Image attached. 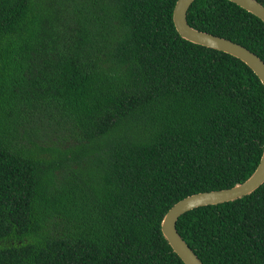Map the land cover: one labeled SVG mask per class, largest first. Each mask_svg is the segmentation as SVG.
<instances>
[{
  "label": "trees",
  "instance_id": "16d2710c",
  "mask_svg": "<svg viewBox=\"0 0 264 264\" xmlns=\"http://www.w3.org/2000/svg\"><path fill=\"white\" fill-rule=\"evenodd\" d=\"M177 1L0 0V264H185L167 212L256 170L264 86L184 40ZM187 21L264 61L237 4L195 0ZM177 230L203 264H264V184Z\"/></svg>",
  "mask_w": 264,
  "mask_h": 264
},
{
  "label": "water",
  "instance_id": "95a60500",
  "mask_svg": "<svg viewBox=\"0 0 264 264\" xmlns=\"http://www.w3.org/2000/svg\"><path fill=\"white\" fill-rule=\"evenodd\" d=\"M195 0H178L173 20L179 35L186 41L229 54L245 63L260 79L264 86V61L241 44L191 27L187 14ZM264 22V6L258 0H228ZM264 184V149L260 162L253 174L244 182L232 188L200 192L177 202L164 216L162 232L173 251L185 264H203L200 258L177 230L179 218L194 209L236 201L249 196Z\"/></svg>",
  "mask_w": 264,
  "mask_h": 264
}]
</instances>
